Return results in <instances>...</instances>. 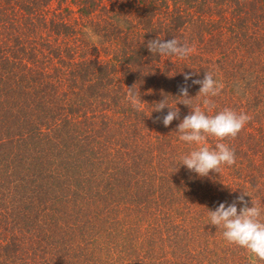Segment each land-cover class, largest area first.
Returning a JSON list of instances; mask_svg holds the SVG:
<instances>
[{"label":"trees","instance_id":"trees-1","mask_svg":"<svg viewBox=\"0 0 264 264\" xmlns=\"http://www.w3.org/2000/svg\"><path fill=\"white\" fill-rule=\"evenodd\" d=\"M157 37L195 51L152 54ZM206 71L210 114L251 120L224 141L236 164L201 178L177 128L184 75ZM244 190L264 210V0H0V264H253L208 212Z\"/></svg>","mask_w":264,"mask_h":264},{"label":"clouds","instance_id":"clouds-1","mask_svg":"<svg viewBox=\"0 0 264 264\" xmlns=\"http://www.w3.org/2000/svg\"><path fill=\"white\" fill-rule=\"evenodd\" d=\"M147 48L152 54L159 56H174L181 60L187 59L195 51V47L187 43L181 44L176 38L161 40L158 37L147 42ZM185 85L179 92L183 104L191 108L189 115L179 123L177 134L179 139L186 142L190 151L180 157V164L201 178L209 177L210 173L221 174L224 167L236 164L235 152L224 141L234 140L242 132L251 116L225 107L223 110L210 114L215 108L212 98L221 94L224 85L214 78V73L206 71L204 79H193L191 74H185ZM199 85L197 97H202V103L190 106L192 98L189 96L187 81ZM129 89L128 99L134 110L140 111L143 102L141 98ZM154 111L168 112L163 116L162 123L165 127L179 120V111L169 106L167 98L156 104ZM215 140V146L209 147V140ZM245 196H250L243 191L237 200L230 205L220 203L215 210H208L210 224L223 230V237L229 245H234L251 254L253 264L256 261L264 262V210L253 201L249 202ZM243 205L238 210L237 205Z\"/></svg>","mask_w":264,"mask_h":264},{"label":"rangeland","instance_id":"rangeland-1","mask_svg":"<svg viewBox=\"0 0 264 264\" xmlns=\"http://www.w3.org/2000/svg\"><path fill=\"white\" fill-rule=\"evenodd\" d=\"M57 5H58V2L55 3V6H57ZM99 47L100 48L103 47V48H101V50H104L106 48V44L105 45L103 44L102 46L99 44ZM100 55H101L102 59H106L107 58V54L104 51H101Z\"/></svg>","mask_w":264,"mask_h":264}]
</instances>
